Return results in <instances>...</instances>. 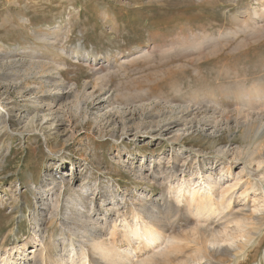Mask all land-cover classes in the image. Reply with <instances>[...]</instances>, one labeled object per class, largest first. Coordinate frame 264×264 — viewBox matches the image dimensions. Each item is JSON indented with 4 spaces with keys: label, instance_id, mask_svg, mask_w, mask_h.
I'll list each match as a JSON object with an SVG mask.
<instances>
[{
    "label": "rangeland",
    "instance_id": "1",
    "mask_svg": "<svg viewBox=\"0 0 264 264\" xmlns=\"http://www.w3.org/2000/svg\"><path fill=\"white\" fill-rule=\"evenodd\" d=\"M262 87L264 0H0V249L35 228L58 240V203L61 213L84 192L100 216L118 203L132 220L142 199L161 201L169 186L242 177L241 206L247 172L263 173L234 157L264 153ZM257 223L243 253L199 264H264ZM185 224L196 220L186 214ZM59 250L50 247L54 260Z\"/></svg>",
    "mask_w": 264,
    "mask_h": 264
},
{
    "label": "bare ground",
    "instance_id": "2",
    "mask_svg": "<svg viewBox=\"0 0 264 264\" xmlns=\"http://www.w3.org/2000/svg\"><path fill=\"white\" fill-rule=\"evenodd\" d=\"M255 93L264 95V87ZM262 128L264 125L259 127V131ZM180 139L177 135L170 141L178 143ZM260 150L264 151V145ZM221 152L224 154L227 151ZM256 153L238 148L234 154L235 159L243 160L248 166L256 165L257 172L263 171L258 180H252V170L247 172L250 178L238 197V200L244 202L241 206H234L233 197L236 196L234 194L240 187L242 177H234L233 183L225 186L212 178L206 187L195 186L196 183L192 184V181H185L173 188L169 186L161 201H149L147 196L142 199L140 208L134 209L132 213V220L120 216L118 203L109 208V212L104 211L103 217L100 216L102 208L98 204L94 201L90 202V206L86 204L85 199L90 200L89 195H84L85 192L77 194L73 190L77 196L67 198L68 200L65 198L61 213L58 203L50 219L51 225L56 221L57 227H61L59 239H53L56 237L53 231L47 243L44 233L42 235L40 229L35 228L26 240L14 238L13 247L5 246L0 249V264H157L160 257H166L167 261L164 262L169 264H191L189 261L199 264L208 256L219 255L220 261L234 258L232 251L236 255L243 253L254 242L259 230L257 222L264 218V153L261 159L256 158ZM201 170L202 168L198 170V174H202ZM177 172L178 169L174 166L160 173L166 184L172 181ZM160 173L155 170L154 179ZM229 175L233 177L230 171ZM81 190L89 191L88 194L92 191L86 185ZM94 190L93 198L101 195L100 184H96ZM258 190L262 195H255L249 200V192ZM104 202L105 200L102 204ZM250 203L253 205L250 206ZM110 212L116 216H111ZM186 214L191 215L196 224L186 226V223V228L183 229L180 224ZM119 234L129 249L118 244ZM29 243L34 244L31 250H27ZM50 247L60 249L59 252L56 251L55 260L52 254L55 250L50 253Z\"/></svg>",
    "mask_w": 264,
    "mask_h": 264
}]
</instances>
